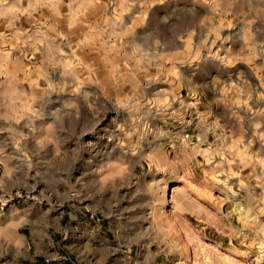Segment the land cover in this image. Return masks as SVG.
Masks as SVG:
<instances>
[{
    "label": "rangeland",
    "instance_id": "1",
    "mask_svg": "<svg viewBox=\"0 0 264 264\" xmlns=\"http://www.w3.org/2000/svg\"><path fill=\"white\" fill-rule=\"evenodd\" d=\"M0 264H264V0H0Z\"/></svg>",
    "mask_w": 264,
    "mask_h": 264
}]
</instances>
